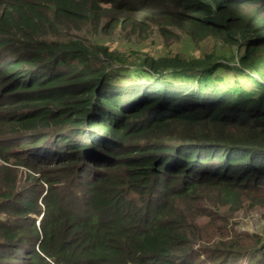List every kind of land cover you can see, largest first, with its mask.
Returning <instances> with one entry per match:
<instances>
[{"label":"trees","instance_id":"1","mask_svg":"<svg viewBox=\"0 0 264 264\" xmlns=\"http://www.w3.org/2000/svg\"><path fill=\"white\" fill-rule=\"evenodd\" d=\"M262 207L264 0H0V264H264Z\"/></svg>","mask_w":264,"mask_h":264},{"label":"rangeland","instance_id":"2","mask_svg":"<svg viewBox=\"0 0 264 264\" xmlns=\"http://www.w3.org/2000/svg\"><path fill=\"white\" fill-rule=\"evenodd\" d=\"M117 37L114 41V45L121 44V42L118 40ZM127 42H123L122 47L130 49V46H133L134 48H140L148 51L151 55H158L161 53V51H184L190 54L200 55L202 50L210 51L214 46L213 39H206L204 44H202V47L192 46L193 44L187 42L186 37L181 35V38L179 40H175L174 42L170 43L168 46H165V42L162 40H159L156 38V41H148L145 43L143 41V38L138 40H126ZM131 43V44H129ZM170 46V48H169ZM217 47H221L220 44H217ZM234 220L238 223L239 226H241L243 229L247 228L250 229V232L252 230H257L258 232H261L264 234V207L258 209L256 212H248L243 214L242 216L235 217Z\"/></svg>","mask_w":264,"mask_h":264}]
</instances>
